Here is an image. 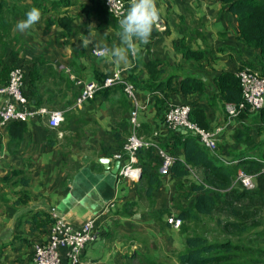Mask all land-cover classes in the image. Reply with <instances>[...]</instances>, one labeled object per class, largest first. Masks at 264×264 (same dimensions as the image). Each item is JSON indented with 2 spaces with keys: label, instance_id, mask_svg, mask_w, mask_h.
<instances>
[{
  "label": "crops",
  "instance_id": "crops-1",
  "mask_svg": "<svg viewBox=\"0 0 264 264\" xmlns=\"http://www.w3.org/2000/svg\"><path fill=\"white\" fill-rule=\"evenodd\" d=\"M37 1H44L51 10L42 15V23L23 33L15 25L26 18L35 0H0V3L5 11L12 7L19 11L12 15L13 46L19 49L16 50L18 57L44 58L43 63L36 60L38 75L44 79L35 83L36 95L35 99L28 96L30 103L34 105L37 98L40 106L62 109L65 120L58 129H52L47 119L32 117L26 122L24 138H15L10 144H7L8 128L0 129L3 174L12 168L25 169L33 195L28 204L16 205L15 193L21 187L11 189L0 183V196L5 193L9 199L7 203L0 200L5 208L0 212V264H34L33 246L47 241L50 226L45 228L22 217L28 214L32 218L30 211L35 210L50 211L51 217L58 213L77 228L90 218L96 219L95 238L84 249L80 264H135L143 258L150 259L151 255L156 258L162 253L180 250L182 235L178 228L166 224L167 216L171 215L161 216L158 212L170 208L177 215L175 197L179 179L167 175L151 199L142 176L134 180L122 177L119 169L116 173L113 171L118 161L114 154L129 135L124 117L134 109L133 101L117 89L107 97H97L76 107L72 102L81 91L76 79L96 80L95 70L110 74L122 67L127 68L126 77L133 74L147 79L150 61L161 59L163 65L157 67L165 70V79L176 76L174 85L185 76L196 75L206 81L210 91L217 72L235 70L257 53L249 51L238 38L235 17L218 0H156L160 16L150 42L146 45L137 42L139 51L136 56H130V64H116L92 53L100 46L120 45L119 30L107 20L91 16L94 0H69L68 6L63 3V7L55 9L51 3L57 0ZM62 12L73 18L69 36L60 24L47 23L48 18L55 19ZM181 42L193 49L205 50L208 57L202 63L184 58L178 51ZM9 57L10 49L2 56L4 64ZM139 94L141 121L145 126L155 124L154 100L149 92L139 91ZM171 98L182 102L200 97L176 94ZM6 101L7 97L0 95V105ZM201 101L208 105L215 128L224 127L219 135L228 131L231 136L234 127L242 128V121L238 123L237 117L227 125L223 112L213 110L207 98ZM144 128L147 129L143 127L142 134L151 137L153 131ZM117 133L122 135L118 138ZM161 136L166 137V133L161 132ZM101 158H110V163H102ZM196 171L190 169V175ZM157 223L160 224L158 231Z\"/></svg>",
  "mask_w": 264,
  "mask_h": 264
},
{
  "label": "trees",
  "instance_id": "trees-1",
  "mask_svg": "<svg viewBox=\"0 0 264 264\" xmlns=\"http://www.w3.org/2000/svg\"><path fill=\"white\" fill-rule=\"evenodd\" d=\"M218 1L235 17L238 38L244 42L249 51H253V54L257 53L253 58L243 62L235 70L223 69L217 72L213 77L214 86L210 91H207L210 86L198 76H185L177 80V84L174 85L173 80L176 76L172 75L165 79L163 76L165 70L158 69L157 66L163 65L161 59L150 61L148 65L150 74L147 79L133 74L127 77L134 83L137 95H140L139 91L149 92L157 111L155 124L150 123V126H145L142 121L140 130L147 127L144 129L148 132L151 129L152 136L154 131H158L159 144L175 157L169 173L162 174L160 172L162 159L157 150L151 147L139 150V164L142 167L141 179L145 182L149 198L153 199L154 193L160 189L165 182V177L169 175L180 181L177 189L182 194L181 200L188 199L190 201L189 205H177L179 210L177 215H174L170 208L158 211L161 216L168 213L169 216L181 220L178 231L182 235V246L180 250L146 259L150 264H177V261L178 264H264V107L258 111H250L249 108L242 110L237 117L238 123L242 121V128L234 127L229 146L228 140H226L228 138H225L218 142L216 151L208 149L200 141L198 135L190 131L182 133L177 129H169L165 124L169 106L183 103L191 106L190 120L204 129L215 130L209 107L203 104L201 99L207 98L212 109L215 108L216 112H223L228 118L226 105L230 103L239 105L244 102L241 80L237 75L238 71L251 68L264 76V0ZM68 2L69 0L52 1L51 7L54 9L63 7V3L68 6ZM33 7L39 8L42 15H46L51 10L44 1L38 3L35 0ZM14 11L13 7L5 11L0 3V86L7 84L11 70L20 66L25 69L23 93L26 97L35 99L36 92L33 87L35 83L44 79L38 75L40 69H38L36 60L43 63L44 58L38 56L29 60L18 57L19 51L16 50L19 49L13 46V19L12 21L10 19ZM91 16L107 20L116 30L120 31L118 20L109 12L104 0H94ZM72 21L73 18L64 12L56 16L55 19H47L48 24H60L64 28L66 36L72 33ZM9 49L11 57L7 59V64H4L2 56ZM178 51L183 54L184 58L198 63H202L208 57L205 50L193 49L183 42L180 43ZM107 74L98 70L94 71V77L100 82ZM117 89L128 98L121 85L99 90L94 98L107 97L108 93ZM176 94L198 95L200 98L182 102L176 101V99L172 100L171 97ZM29 97L28 99L31 100ZM34 105L38 107L41 105L37 98ZM124 120L128 121L124 126L127 125L126 131L130 134V115L127 118L124 117ZM26 122L14 121L7 125L10 135L7 144H10L15 138L17 140L24 138L27 130ZM161 132L166 133V137L161 136ZM120 135L122 133H117L116 137L119 138ZM222 136H226L225 132ZM225 140L226 143H224ZM125 141L120 143L117 152L122 150ZM222 147L233 148L231 151H226L231 156L229 160L220 157ZM178 152L180 154H177ZM226 160L233 161V163L229 164ZM190 169L200 171L202 179L196 178L188 181ZM239 170H244L255 176L256 186L254 188L242 187L237 182ZM0 183L11 189L21 187L15 193L14 204L16 205L28 204L33 198L29 190L28 172L23 168H12L7 171L0 176ZM0 200L9 202L5 193L0 196ZM30 212H32V218H28V214H24L22 217L39 223L45 228L53 222L50 211L35 210ZM166 224L172 225L168 218ZM47 231L49 234L48 229ZM34 246L32 249L33 258ZM63 261L67 262V258H64Z\"/></svg>",
  "mask_w": 264,
  "mask_h": 264
},
{
  "label": "built area",
  "instance_id": "built-area-1",
  "mask_svg": "<svg viewBox=\"0 0 264 264\" xmlns=\"http://www.w3.org/2000/svg\"><path fill=\"white\" fill-rule=\"evenodd\" d=\"M109 12L117 19L126 13L130 0H104ZM94 48L92 53L96 55ZM126 67L113 70L102 82L97 80L77 79V84L81 86V91L76 98V107L93 99L99 90L107 87L121 85L129 99L133 101L134 109L130 114V134L128 135L123 148L114 154V159L120 161L119 174L122 177L138 179L142 174V167L139 164L138 152L144 148H155L162 159L160 172L169 173L170 166L175 157L170 155L159 144L155 131L152 137H147L141 133V110L139 98L134 83L125 76ZM240 77L244 102L239 105L227 104L226 110L228 118L226 124H230L234 118L238 117L242 110L258 111L264 107V76L251 68H244L238 71ZM25 69L15 67L11 70L9 82L0 86V95L6 96L5 104L0 105V129L14 121H29L32 117H43L47 119L48 126L58 129L65 120L64 110L49 109L46 106H34L23 93ZM191 106L189 104H171L166 112L165 124L169 129L185 128L199 136L200 141L211 151H216L217 137L223 130V126L215 130H207L190 120ZM61 134V133H60ZM2 153L0 151V173L2 171ZM233 163V161H227ZM237 182L245 188L256 186L255 176L239 170ZM53 222L49 226L48 239L45 242L37 243L34 246V264H80L81 255L89 242L94 240L93 227L95 218L86 220L81 227L77 228L64 216L53 213ZM169 223L178 228L181 220L177 217H169ZM67 258V262L63 259Z\"/></svg>",
  "mask_w": 264,
  "mask_h": 264
},
{
  "label": "clouds",
  "instance_id": "clouds-1",
  "mask_svg": "<svg viewBox=\"0 0 264 264\" xmlns=\"http://www.w3.org/2000/svg\"><path fill=\"white\" fill-rule=\"evenodd\" d=\"M159 16L156 0H130V7L118 20L120 45L111 48L100 46L95 49L96 55L107 57L116 64H130V56H136L139 51L137 42L145 45L150 42L151 34L158 26ZM41 18V10L32 7L26 13V18L16 23L15 29L21 33L26 32L39 23Z\"/></svg>",
  "mask_w": 264,
  "mask_h": 264
},
{
  "label": "rangeland",
  "instance_id": "rangeland-1",
  "mask_svg": "<svg viewBox=\"0 0 264 264\" xmlns=\"http://www.w3.org/2000/svg\"><path fill=\"white\" fill-rule=\"evenodd\" d=\"M16 13H18L19 11L18 10H16L15 11ZM15 14V13H14ZM13 15V14H12ZM12 15H11V21H12ZM13 21H14V18H13ZM41 22V21H40ZM42 23V22H41ZM192 76H196V75H192ZM79 79V78H78ZM80 79H83V78H80ZM76 83H77V79H76ZM80 93V92H79ZM72 105V103H70V104H68V106L67 107H69V106H71ZM49 109H54V108H50V107H48ZM227 111V110H226ZM237 119L238 118H236V121H237ZM238 122V121H237ZM225 135L226 136H222V134H220V135H218V137H217V141L218 142H221V141H223V139H225V138H228V139H226V140H228V146H229V144L231 143V140H230V137H232V136H230V134H229V132L227 131L226 133H225ZM226 140L224 141V143H226ZM233 148H230V147H228V149L226 148V147H222L221 149H220V157L221 158H224V159H227V160H229L230 159V154L228 155L227 153H226V151H231ZM217 150H218V147H217ZM4 171H5V169L3 168V170H2V172L0 173V175H2L3 173H4ZM196 178H201V174H200V171H196V172H193V174H191L190 175V177L187 179L188 181H192V179H196ZM202 179V178H201ZM186 180V181H187ZM236 184H238L237 182H236ZM177 188V187H176ZM9 193H10V195H13V192L12 191H9ZM181 192H179V190L177 189V192H176V204L177 205H180V204H183V205H189L190 204V201L188 200V199H183V200H181ZM5 203V202H4ZM2 204V203H1ZM0 204V205H1ZM2 206V205H1ZM7 206H9V205H7ZM5 208H4V205L2 206V208L0 209V212L2 211V210H4ZM167 218L169 219V217L167 216ZM155 226H156V230L158 231L159 229H160V224L159 223H157V224H155ZM152 227H154V225H152L151 226V228ZM158 237H159V240H162V236H161V234L159 233L158 234ZM150 257H152V255L150 256ZM9 261V260H8ZM135 264H150L145 258H143L141 261H139V262H136ZM177 264H178V261H177Z\"/></svg>",
  "mask_w": 264,
  "mask_h": 264
},
{
  "label": "water",
  "instance_id": "water-1",
  "mask_svg": "<svg viewBox=\"0 0 264 264\" xmlns=\"http://www.w3.org/2000/svg\"><path fill=\"white\" fill-rule=\"evenodd\" d=\"M178 130L181 131L182 133H187V132H188V131H187L185 128H183V127L179 128ZM100 161H101L102 163H104V164H109V163H110V158H101ZM119 167H120V161L118 160V161L116 162V166H115V168L113 169V171L116 173V172L118 171Z\"/></svg>",
  "mask_w": 264,
  "mask_h": 264
}]
</instances>
